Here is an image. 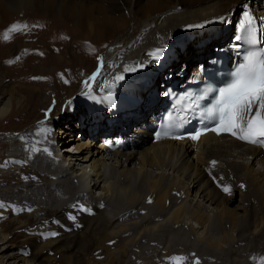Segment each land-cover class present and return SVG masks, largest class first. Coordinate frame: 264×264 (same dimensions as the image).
Returning a JSON list of instances; mask_svg holds the SVG:
<instances>
[{
  "label": "bare ground",
  "instance_id": "6f19581e",
  "mask_svg": "<svg viewBox=\"0 0 264 264\" xmlns=\"http://www.w3.org/2000/svg\"><path fill=\"white\" fill-rule=\"evenodd\" d=\"M246 3L264 15V0H0V10L58 11L77 27H87L89 34H117L113 43L119 46L103 55L105 63L86 91L102 98L99 104L93 97L74 100L80 94L74 87L64 94L69 100L60 95L58 105L50 103L53 93L64 88L63 81L66 87L73 82L68 71L60 72L55 91L44 96L39 92L19 110L31 119L39 114L38 105L48 103L54 109L49 117L42 115L38 125L37 120L29 126L21 121L19 132L0 134V264L53 262L49 252L54 249L63 253L67 264H79L81 259L85 264H150L151 239L147 235H161L158 231L166 224L173 226L176 238L164 242L169 244L161 251L171 257L172 247L179 245V257L187 258L185 264L197 260L199 264H264V153L259 147L212 133L196 145L180 140L159 142L153 140L150 126L140 131L132 127L131 142L110 153L93 140L101 126L98 116L128 115L135 120L146 115L142 97L150 83H132V79L145 74L155 81L164 76L158 71L149 73L154 63L150 54L163 49V55L182 32L196 28L193 38L184 39L176 52L180 62L172 66L196 68L209 57L213 44L234 37L233 29L218 39L215 35ZM129 11L144 17L145 24L149 22L139 38L134 37ZM201 40L203 46L198 45ZM87 62L85 59L83 66ZM118 76L126 82L116 79ZM3 82L0 80L1 122L13 116L15 93L6 92ZM108 90L133 95L135 100L126 96L112 104L105 100L110 98L105 96ZM7 93L11 94L8 100ZM72 141L71 147L61 149ZM225 186L233 187V192H224ZM34 224L39 228L34 229ZM49 230L57 235L44 238ZM18 231H25L32 250H19L12 244L10 236L15 233L16 238ZM32 238L40 245L30 242ZM98 251L105 252L106 258L95 263L90 254Z\"/></svg>",
  "mask_w": 264,
  "mask_h": 264
},
{
  "label": "rangeland",
  "instance_id": "374dc122",
  "mask_svg": "<svg viewBox=\"0 0 264 264\" xmlns=\"http://www.w3.org/2000/svg\"><path fill=\"white\" fill-rule=\"evenodd\" d=\"M50 13L45 14V12L39 10L38 8H33L18 12H11L9 9L0 10V15L2 18L0 22V50L3 49L0 51V80L1 82L4 81L2 84L4 86L3 87L4 90L6 89V92L15 91L12 98L13 106L11 108L12 109L11 115L13 116L9 120H4L3 122L0 121V134H6L7 131L14 132V130L19 132V129L23 126V124L27 123V125L29 126L32 124L33 121L37 120L35 124L38 125V123L41 121L40 119L42 118V115H46L49 117V114L52 113L54 109L46 106L48 103L38 105L37 108L39 114L36 115L37 117L36 116L31 117V119L26 117L25 115L23 116V114H21V111L19 110L23 109L21 108L22 107L21 105L26 106L27 102H29L28 100H31L32 98H35V96H38L39 92H42L44 96L46 95V93L49 94V92L55 91L54 88L58 84L57 75L60 72L67 73L68 71V76L73 78L74 83L72 82L70 86L66 87L65 86L66 81H63L62 84V86L64 87L62 88L63 93L62 91L61 92L55 91L53 93V98L50 103L58 105L59 98L57 99V97H60V95L61 96L63 95L62 100L63 99L69 100V98H65V96L67 97L68 95H64V94L69 92L67 90H70L71 87L77 88L76 93L80 92V94L78 93L79 95L76 96L74 100H80L83 97L87 99L93 97L95 93L92 94L86 91L88 90L89 86L92 84V81H94V78L96 77V74L99 71V69L105 63L104 62L105 59L103 58L104 57L103 55L119 47L117 46V44L113 43L114 40L118 37L117 34H113L111 36L101 35L99 33L89 34L88 33L89 29L87 27L86 28L77 27L74 21H71L70 19L63 17L58 11H54L51 14ZM130 13L131 11H129L128 20L130 19L129 21H130V25H132V28L133 27L135 28L133 33L135 34L134 37L139 38L141 36V33L143 34L145 32L143 30L144 26L149 24V22L145 24L146 19H144V17H141L138 14L130 15ZM13 24L26 25L27 27L22 28L21 31L10 33L11 39L5 41L3 39V34ZM195 29L196 28H194V30L188 29L182 32L177 37V39L173 41V43L167 48L166 53H164L160 57L162 59L159 60L154 59L153 65L150 66L149 73L154 74L158 71L156 64L157 61L166 63L167 60L170 59L171 57L173 59V56L174 55L176 56V52L178 51V49H180L184 45L183 44L184 39L191 40L193 38ZM83 34L86 36L82 37ZM120 52H125V51L120 49ZM171 52L173 55H171ZM85 59L86 60L88 59L87 66L85 65L83 66V62L85 61ZM69 71H71L72 74ZM12 76L18 80L14 79ZM128 78H134V75L133 77L128 76ZM124 79L126 80L125 77ZM124 79L123 80L120 79V81L123 84L126 82ZM132 80H134L132 81V83L138 82L140 84H145V82L143 81L144 77H139L137 79H132ZM122 83H120V85ZM92 86L95 87V84H93ZM116 94H120L119 98H123V99H125L126 96H132L131 102L135 100L133 95H126L120 92H116ZM7 95L8 96H6L5 98L6 100H8L11 94L7 93ZM105 100H111V96L110 98ZM22 117H24V119ZM21 121L23 122V124ZM80 132L81 131H79L78 133L80 134ZM78 133H77V138L79 139ZM72 137L73 138L75 137L74 134ZM84 139L82 140L84 141ZM73 142L75 141H72L70 143H67L66 145L61 146V149L63 150L71 147L73 145ZM255 166L258 165L255 164ZM155 169L157 170V168ZM195 188L196 185L195 187L191 188V190H193V195L196 192ZM95 191L98 194V189H96ZM235 197H237L236 198L237 202L239 201L240 203L239 195L237 194V196ZM177 203H179V199ZM168 207L170 208L171 205H169ZM13 216H10L9 219H11ZM248 220L251 221L252 217H250ZM228 225L229 223H226V225L224 224V226L226 227H228ZM167 226L168 225L166 224L165 226H163V228L159 229L158 232H160L162 236L155 233H149L147 235L148 238L151 239L150 241L151 250L149 251V255H148L150 264H155V262L156 264H170L169 258L179 257V247H178L179 245H174L172 247V251L174 252L173 253L174 255L171 254L172 255L171 257L165 255L161 251L166 246V244H169L164 242H170L172 241L173 238L174 239L176 238L174 236L176 231L172 230L173 226H169V227ZM33 228L38 229L39 225L34 224ZM24 232L18 231L17 232L18 236L16 238H15V233L11 234L10 236L11 240H13L12 244L15 247H17V249L19 250L31 249L29 240L25 239L26 236ZM216 232L217 230L214 229L213 233L217 234ZM51 234L52 232L49 230L47 235H44V238L51 237L52 236ZM40 239L42 240V237ZM30 242H34L35 244L40 245L39 241H36L33 238L32 240H30ZM240 243L243 244V242ZM49 253H50L49 254L50 257H54L55 260L53 262H45V264H67L63 262V258H64L63 253L56 252L55 249L51 250ZM90 256L95 258L94 259L95 263H98L106 258L105 252L101 253L100 251L94 252L93 256L91 254ZM81 257L82 255L79 258ZM82 261L83 260L81 259V262ZM81 262H79V264H85V261L84 263ZM122 264H125V262H123Z\"/></svg>",
  "mask_w": 264,
  "mask_h": 264
},
{
  "label": "snow or ice",
  "instance_id": "6c2138e0",
  "mask_svg": "<svg viewBox=\"0 0 264 264\" xmlns=\"http://www.w3.org/2000/svg\"><path fill=\"white\" fill-rule=\"evenodd\" d=\"M26 27V25L20 24L11 25L3 34V39L5 41L10 40V33L21 31L22 28ZM244 31L248 42L255 44L256 31L250 17L247 19ZM162 53L163 49H156L150 55L159 60ZM116 79H123V76H118ZM203 118L210 121L214 126L204 127L193 133L190 138L194 141H198L201 135L207 131H212L217 135L228 133L253 145H264V53L250 51L244 57V62L239 64L232 73L230 82L219 89L216 102L204 112ZM42 132L46 134V130H42ZM175 138L182 139L183 137L176 136ZM211 163L215 165L217 162L212 161ZM223 191L230 193L231 189L225 186ZM79 207L88 211L82 205ZM71 218L74 219V217ZM51 235L57 234L52 233ZM169 259L170 264H185L187 260L186 257ZM253 259L255 261L258 258L253 257ZM196 264H199L198 260Z\"/></svg>",
  "mask_w": 264,
  "mask_h": 264
}]
</instances>
